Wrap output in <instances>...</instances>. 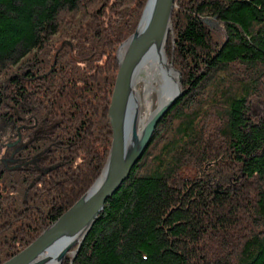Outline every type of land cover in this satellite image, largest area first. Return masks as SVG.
Returning a JSON list of instances; mask_svg holds the SVG:
<instances>
[{
    "label": "trees",
    "instance_id": "16d2710c",
    "mask_svg": "<svg viewBox=\"0 0 264 264\" xmlns=\"http://www.w3.org/2000/svg\"><path fill=\"white\" fill-rule=\"evenodd\" d=\"M145 1L0 0V264L99 176ZM171 22L183 95L72 264H264V0H174Z\"/></svg>",
    "mask_w": 264,
    "mask_h": 264
},
{
    "label": "water",
    "instance_id": "95a60500",
    "mask_svg": "<svg viewBox=\"0 0 264 264\" xmlns=\"http://www.w3.org/2000/svg\"><path fill=\"white\" fill-rule=\"evenodd\" d=\"M173 8L174 0H146L133 34L116 50L117 73L106 108L109 150L98 179L32 243L2 264H62L68 255L70 264L73 263L106 201L127 180L150 144L158 123L183 95L181 75L165 54L166 41L172 32ZM151 60L170 84L172 96L140 127L139 97L132 89L141 68ZM130 103L134 106L132 114L128 110Z\"/></svg>",
    "mask_w": 264,
    "mask_h": 264
},
{
    "label": "bare ground",
    "instance_id": "6f19581e",
    "mask_svg": "<svg viewBox=\"0 0 264 264\" xmlns=\"http://www.w3.org/2000/svg\"><path fill=\"white\" fill-rule=\"evenodd\" d=\"M157 67L154 64V61H148L141 68L140 72H142L141 76L138 78V81L134 82L133 91L139 97L138 106H139V126L143 127L148 119L154 114L155 109L158 106H161L165 101H167L172 96V91L170 84L167 80L158 73ZM141 84L142 91L139 94L137 90L138 84ZM156 98V108L151 110V105L154 99L152 96ZM137 106V108H138ZM133 104L130 103L128 110L131 113L133 111ZM151 110V114L149 112ZM142 111V112H141ZM132 114V113H131Z\"/></svg>",
    "mask_w": 264,
    "mask_h": 264
},
{
    "label": "rangeland",
    "instance_id": "374dc122",
    "mask_svg": "<svg viewBox=\"0 0 264 264\" xmlns=\"http://www.w3.org/2000/svg\"><path fill=\"white\" fill-rule=\"evenodd\" d=\"M145 2H146V1H145ZM144 4H145V3H144ZM143 7H144V6H143ZM142 11H143V8H142V10H141V13H142ZM172 12H173V11H172ZM141 13H140V16H141ZM140 16H139V18H140ZM171 18H172V16H171ZM138 21H139V20H138ZM208 22H209V24H210L209 26H210L211 28H213V27L216 25L214 22L206 21V23H208ZM137 23H138V22H137ZM171 23H172V22H171ZM136 26H137V25H136ZM135 28H136V27H135ZM132 34H133V33H132ZM130 36H131V35H130ZM130 36H129V37H130ZM169 36L172 37V38H171V39H172L171 45H174L172 32L169 33L168 38H169ZM129 37H128V38H129ZM128 38H127V39H128ZM168 38H167L166 45H165V54H166V46H167V44H168ZM166 58H167V61L170 63L171 60H169V58L167 57V54H166ZM172 65H173V64H172ZM173 67H174V66H173ZM174 69H175V68H174ZM141 74H142V72H139V74H138V76L136 77V80H135V81H138V78L141 76ZM137 84H138V83H137ZM137 90L139 91V94H141V91H142V86H141V84H138ZM152 98L154 99V101L152 102L151 110H154V109L156 108V107H155V106H156V98H155L154 95L152 96ZM151 110H149L150 114H151ZM141 112H142V111H141ZM139 114H140V111H139ZM19 141H20V137L18 136V138H17L16 141H13L11 144H8L7 146H8V147H14V146H16V145L19 143ZM15 142H17V143H16L15 145H12V144H14ZM102 169H103V167H102ZM101 171H102V170H101ZM100 173H101V172H100ZM99 176H100V174H99ZM99 176H98V177H99ZM98 177H97V179H98ZM97 179H96V180H97ZM96 180H95V181H96ZM95 181H94V182H95ZM125 181H126V180H125ZM125 181H124V182H125ZM124 182H123V183H124ZM93 184H94V183H93ZM93 184H92V185H93ZM92 185H91V186H92ZM91 186H90V187H91ZM120 187H121V186H120ZM89 189H90V188H89ZM89 189H88V190H89ZM88 190H87V191H88ZM87 191H86V192H87ZM86 192H85V193H86ZM85 193H84V194H85ZM84 194H83V195H84ZM83 195H82V196H83ZM113 195H114V194H113ZM82 196H81V197H82ZM81 197H80V198H81ZM80 198H79V199H80ZM109 199H110V198H109ZM74 204H75V203H74ZM70 208H71V207H70ZM70 208H69V209H70ZM69 209H68V210H69ZM68 210H67V211H68ZM67 211H66V212H67ZM31 243H32V242H31ZM27 246H28V245H27ZM27 246H26V247H27ZM23 249H24V248H23ZM73 251H74V250H73ZM67 258H69V259L71 260V256H70V255H68ZM63 262H64V261H63ZM63 262H62V263H63Z\"/></svg>",
    "mask_w": 264,
    "mask_h": 264
}]
</instances>
